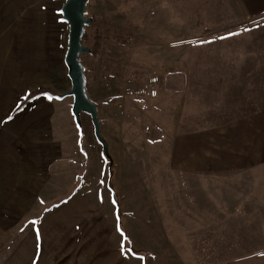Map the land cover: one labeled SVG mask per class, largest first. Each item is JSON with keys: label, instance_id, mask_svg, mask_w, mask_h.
I'll return each instance as SVG.
<instances>
[{"label": "rangeland", "instance_id": "rangeland-1", "mask_svg": "<svg viewBox=\"0 0 264 264\" xmlns=\"http://www.w3.org/2000/svg\"><path fill=\"white\" fill-rule=\"evenodd\" d=\"M63 3L0 0V124L28 93L61 96L0 125V175L12 171L0 188L9 247H25L27 260L42 240L39 264H264V177L234 165L244 144L228 136L235 128L194 136L183 99L194 51L230 39L235 75L224 118L256 110L264 16L248 15L242 0H88L84 46L92 49L97 29L109 39L80 59L104 153L90 117L77 125L65 95ZM115 206L123 237L109 218ZM35 216L41 225L30 223ZM122 244L135 257L126 259Z\"/></svg>", "mask_w": 264, "mask_h": 264}, {"label": "crops", "instance_id": "crops-1", "mask_svg": "<svg viewBox=\"0 0 264 264\" xmlns=\"http://www.w3.org/2000/svg\"><path fill=\"white\" fill-rule=\"evenodd\" d=\"M245 11H247L250 16H264V0H242ZM231 44V40L228 39L219 44H213L209 46L201 47L194 51V57L192 61L193 70L187 72L185 83L186 92L183 96L184 105L186 104L185 112L191 113L192 115H186V119H192L188 126L190 132L194 136L205 137L202 132H209V134H217L225 124L227 128H235L236 130L228 132V136H235L236 138L241 137V142L244 143L241 147L243 155L242 162L237 165V170H256L258 174L264 177V53H259L256 57V72L258 74L259 80L263 82L261 88L255 89L261 98L259 103H257V108L255 111L245 113L241 116L240 121H226L224 118L225 110L232 95V84L234 78V57L228 55V48ZM201 54L198 56V54ZM255 74V71H251ZM263 77V78H262ZM24 99V98H23ZM21 100V102L23 101ZM21 102L14 107L10 113L7 115L6 119L0 124L2 126L14 123V117L17 116L24 108L32 103L24 104L19 111L15 114V110L20 106ZM194 128L192 131L191 128ZM240 129L237 130V129ZM236 142V141H235ZM247 145V146H246ZM247 152H249L247 154ZM6 160V159H4ZM234 165L229 166L228 169L231 170ZM20 167H25V163H19ZM213 168L210 167L207 173L214 172ZM244 170V171H245ZM231 171H234L233 169ZM11 169H7L5 174L0 175V188L5 185V179L12 176ZM232 173V172H231ZM30 177L35 179V174ZM24 180L26 177H23ZM57 182V179L55 180ZM111 213L112 223L119 224L120 220L119 211L115 206L114 211H109ZM46 217V216H45ZM50 218V215L47 216ZM46 218V219H47ZM35 221L39 220V224L43 222L41 217L35 216L32 218ZM121 228V227H120ZM36 228L33 234H36ZM25 232H19L21 241L24 238ZM3 236L5 241H2ZM10 237L4 235L0 232V264H15L14 258L17 256V264H39L41 261V256L43 254V241L38 239L36 247V242L33 244V252L30 259L26 260L25 247H18L17 253H15V248L9 247ZM22 243V242H21ZM44 255V254H43ZM61 260V259H60ZM57 258L53 261L54 264L60 262ZM63 260V259H62ZM93 261L94 259H89Z\"/></svg>", "mask_w": 264, "mask_h": 264}, {"label": "water", "instance_id": "water-1", "mask_svg": "<svg viewBox=\"0 0 264 264\" xmlns=\"http://www.w3.org/2000/svg\"><path fill=\"white\" fill-rule=\"evenodd\" d=\"M87 3L88 0H64L60 9L62 21L68 27L64 64L71 88L65 95L72 97L71 113L75 123L80 125L81 114L88 115L93 125L94 135L106 153L107 145L100 133L97 106L87 96L84 67L79 59L81 55L89 53V49L82 44L85 28L92 22L90 17L85 16Z\"/></svg>", "mask_w": 264, "mask_h": 264}, {"label": "trees", "instance_id": "trees-1", "mask_svg": "<svg viewBox=\"0 0 264 264\" xmlns=\"http://www.w3.org/2000/svg\"><path fill=\"white\" fill-rule=\"evenodd\" d=\"M109 40L107 37H104L102 34V31L100 29L94 30L93 31V36H92V46L89 50L88 54H96L98 49L100 48V46L103 43H106V41ZM88 42V37L86 35V32H84V36L82 39V44L86 45ZM79 59H81V56L79 57ZM85 71V70H84ZM85 87H86V81H85ZM42 97H46L48 99H54V98H61V96L56 95L54 92H52L49 89H39L37 91L31 92L26 94V96L24 97L23 101L21 102L20 106L15 110V112H13V114H15L17 111H19V109L24 105V104H28V103H33L35 101H37L38 99L42 98ZM105 158H106V154ZM107 160L110 164V158L107 157Z\"/></svg>", "mask_w": 264, "mask_h": 264}, {"label": "snow or ice", "instance_id": "snow-or-ice-1", "mask_svg": "<svg viewBox=\"0 0 264 264\" xmlns=\"http://www.w3.org/2000/svg\"><path fill=\"white\" fill-rule=\"evenodd\" d=\"M222 39H223V37H222ZM101 183H103V181H101ZM41 203H43V201H41ZM113 204H115V201H113ZM117 220H119V217H117ZM30 223L33 224V225H36V224L38 223V221L33 220V221H31ZM117 231L120 232V234H121L122 237L124 236V232H123V230L119 227V224H117ZM37 238H39V231H38V229H37ZM125 243H127V239H126V238H125ZM121 248H122V251H123L124 254H125L126 259L128 258V255H129V254H130L131 256L135 257L136 254H135L134 252H131V250H129V249H125V248H124V244L121 245ZM137 259H140V258L137 257Z\"/></svg>", "mask_w": 264, "mask_h": 264}]
</instances>
